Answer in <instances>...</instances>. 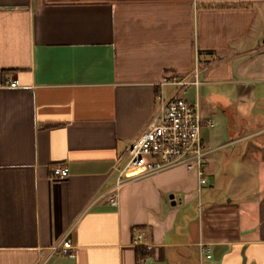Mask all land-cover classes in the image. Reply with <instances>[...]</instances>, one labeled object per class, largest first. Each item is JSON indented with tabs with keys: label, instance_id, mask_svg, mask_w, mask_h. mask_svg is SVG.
<instances>
[{
	"label": "crops",
	"instance_id": "crops-1",
	"mask_svg": "<svg viewBox=\"0 0 264 264\" xmlns=\"http://www.w3.org/2000/svg\"><path fill=\"white\" fill-rule=\"evenodd\" d=\"M172 97L199 104L208 184L179 166L113 206ZM66 238L46 264H264V0H0V264Z\"/></svg>",
	"mask_w": 264,
	"mask_h": 264
},
{
	"label": "built area",
	"instance_id": "built-area-1",
	"mask_svg": "<svg viewBox=\"0 0 264 264\" xmlns=\"http://www.w3.org/2000/svg\"><path fill=\"white\" fill-rule=\"evenodd\" d=\"M193 83L197 84V80ZM164 84L187 89L191 82L187 79L171 78L166 79ZM9 85L16 88L18 83L12 81ZM202 126L203 121L197 102L179 97L163 101L146 129L125 146L123 155L117 161L115 170L118 176L115 191L109 196L110 203L113 206L118 205V193L124 185L179 166L195 172L199 186L207 185L206 169L209 151L206 150L202 139ZM53 174L57 179L64 180L68 178L69 170L54 167ZM141 238L142 236H138L136 243ZM57 252L70 259L75 257L72 243L66 238L43 253L42 264H46ZM202 252H206V249L202 248Z\"/></svg>",
	"mask_w": 264,
	"mask_h": 264
},
{
	"label": "trees",
	"instance_id": "trees-1",
	"mask_svg": "<svg viewBox=\"0 0 264 264\" xmlns=\"http://www.w3.org/2000/svg\"><path fill=\"white\" fill-rule=\"evenodd\" d=\"M138 254H141V252L139 251V253Z\"/></svg>",
	"mask_w": 264,
	"mask_h": 264
}]
</instances>
